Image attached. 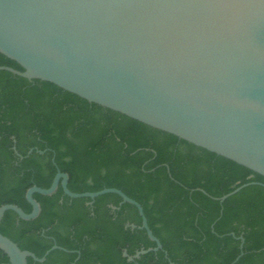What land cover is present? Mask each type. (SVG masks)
I'll use <instances>...</instances> for the list:
<instances>
[{
    "label": "trees",
    "instance_id": "16d2710c",
    "mask_svg": "<svg viewBox=\"0 0 264 264\" xmlns=\"http://www.w3.org/2000/svg\"><path fill=\"white\" fill-rule=\"evenodd\" d=\"M1 66L23 71L0 53ZM57 170L73 193L115 188L138 202L162 250L129 262L124 251L156 246L138 229L137 209L115 194L89 205L59 186L33 196L36 219L8 211L0 222V234L38 258L54 245L66 250L28 264H264V187L249 185L222 205L213 199L264 177L51 83L0 71V207L29 214L26 191L48 189ZM0 264H8L2 251Z\"/></svg>",
    "mask_w": 264,
    "mask_h": 264
},
{
    "label": "water",
    "instance_id": "95a60500",
    "mask_svg": "<svg viewBox=\"0 0 264 264\" xmlns=\"http://www.w3.org/2000/svg\"><path fill=\"white\" fill-rule=\"evenodd\" d=\"M0 53L23 69L0 71L51 83L264 177V0H0ZM68 181L57 170L48 189L26 191L29 214L6 204L0 222L8 211L36 219L33 196L59 186L89 205L115 194L137 209L138 229L156 245L123 257L162 250L138 202L115 188L73 193ZM249 185L264 187L248 183L213 199L222 205ZM53 250L66 251L54 245L38 258L0 234L8 264L43 263Z\"/></svg>",
    "mask_w": 264,
    "mask_h": 264
}]
</instances>
